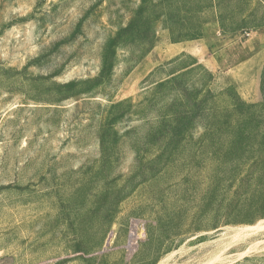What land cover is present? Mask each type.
Wrapping results in <instances>:
<instances>
[{
    "label": "rangeland",
    "instance_id": "1",
    "mask_svg": "<svg viewBox=\"0 0 264 264\" xmlns=\"http://www.w3.org/2000/svg\"><path fill=\"white\" fill-rule=\"evenodd\" d=\"M263 227L264 0H0V264H264Z\"/></svg>",
    "mask_w": 264,
    "mask_h": 264
},
{
    "label": "trees",
    "instance_id": "2",
    "mask_svg": "<svg viewBox=\"0 0 264 264\" xmlns=\"http://www.w3.org/2000/svg\"><path fill=\"white\" fill-rule=\"evenodd\" d=\"M179 100H181L182 102H180ZM179 100L178 101H179L180 105L178 104V106L180 108H179V110H177V112H175L174 117L172 119L173 123H175L174 125H175V127H177L176 129L178 131L179 130H185L187 128V126L190 122V119L195 114V112L201 111V109L199 107L203 103L202 99L199 101L192 100L185 93H183V98H180ZM172 120H170V124H172ZM170 130L172 131V128H170ZM167 131L168 130H166L165 133H168ZM170 138H171V136H169V138H167V139L170 140ZM261 162H263V161H259V162L253 161L250 166L255 167V166H257V164H259ZM250 166H248V168H250Z\"/></svg>",
    "mask_w": 264,
    "mask_h": 264
},
{
    "label": "bare ground",
    "instance_id": "3",
    "mask_svg": "<svg viewBox=\"0 0 264 264\" xmlns=\"http://www.w3.org/2000/svg\"><path fill=\"white\" fill-rule=\"evenodd\" d=\"M248 227V226H247ZM261 227V226H260ZM264 228V227H263ZM242 231V230H241ZM257 231V230H256Z\"/></svg>",
    "mask_w": 264,
    "mask_h": 264
}]
</instances>
